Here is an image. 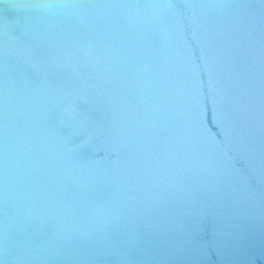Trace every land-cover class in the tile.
<instances>
[{"label":"water","instance_id":"95a60500","mask_svg":"<svg viewBox=\"0 0 264 264\" xmlns=\"http://www.w3.org/2000/svg\"><path fill=\"white\" fill-rule=\"evenodd\" d=\"M0 264H264V0H0Z\"/></svg>","mask_w":264,"mask_h":264}]
</instances>
